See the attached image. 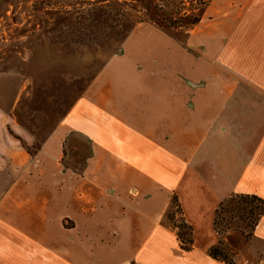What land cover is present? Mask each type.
I'll return each instance as SVG.
<instances>
[{"label": "crops", "instance_id": "0c3cea01", "mask_svg": "<svg viewBox=\"0 0 264 264\" xmlns=\"http://www.w3.org/2000/svg\"><path fill=\"white\" fill-rule=\"evenodd\" d=\"M206 26L183 40L139 34L128 39L39 149L45 163L40 169L47 165L52 171L64 145L72 159L84 160L85 175L109 181L120 174L125 189L155 191L160 176L172 178L169 191L180 198L193 248L177 255L175 231L154 226L163 213L154 209L156 199L149 216L140 212L125 220L120 239L128 262L174 264L187 258L195 264L213 239L221 200L234 194L264 200V0H249L226 32ZM1 122L0 264H89L93 255L79 250L81 234H94L97 218L108 220L90 214L104 184L88 180L82 190L76 181L63 198L49 182L34 178L26 168L32 159ZM68 221L72 226L65 229ZM253 238L264 244V215ZM208 258L205 264H225Z\"/></svg>", "mask_w": 264, "mask_h": 264}, {"label": "rangeland", "instance_id": "374dc122", "mask_svg": "<svg viewBox=\"0 0 264 264\" xmlns=\"http://www.w3.org/2000/svg\"><path fill=\"white\" fill-rule=\"evenodd\" d=\"M142 1L0 0L2 127L7 125L9 134L19 141L17 145L23 148L29 160L32 159L26 168L30 167L34 178L39 182H49L62 193L63 198L76 187V181L79 186H84L82 190L88 180L95 181L97 187L104 184L98 187L101 191L96 192L90 214L107 217L108 220L97 218L94 234H81L80 242L84 249L80 247L79 250L83 255L87 250L93 255L89 264H137L123 258L125 247L122 243L125 240L120 239V234L124 229L123 235H126L128 225L125 220L129 215L140 212L148 215L147 211L152 204L155 205L153 201L156 199L158 205L154 209L163 213L161 223L156 225L155 221L154 226L164 225L175 231L176 254L182 253L184 250L177 239V226L184 221L180 198L176 192L169 191L174 181L171 177L160 176L159 183L155 185L159 189L142 192L132 187L125 189V178L120 174L112 176L109 181L98 174L88 177L83 171L84 160L72 159V152L64 145L61 157L57 162L52 161L53 170L47 171L50 170L47 165L40 169L45 166L38 158L42 142L109 58L120 53L128 39L139 34L141 39L183 40L191 31L199 35L200 30L207 29L206 25L219 26L226 32L249 2L150 0L149 6H145ZM152 14H157L160 22H153ZM193 18L199 22L190 25L188 20ZM82 150L85 153L86 146ZM2 167L9 168V163L2 164ZM35 168L42 172L41 176H35ZM7 178L11 180L10 176ZM71 226L70 221L64 224L65 229ZM211 233L213 239L201 252V260L194 261L195 264L206 263L210 249L218 240L235 264H264V244L253 238L254 232L251 238L245 237L249 230L243 224L231 226L220 236L214 230ZM64 237L73 242L70 232L65 231ZM48 257V261L51 260V256ZM208 259L209 263L212 262L210 257ZM185 262H189L187 258Z\"/></svg>", "mask_w": 264, "mask_h": 264}, {"label": "trees", "instance_id": "16d2710c", "mask_svg": "<svg viewBox=\"0 0 264 264\" xmlns=\"http://www.w3.org/2000/svg\"><path fill=\"white\" fill-rule=\"evenodd\" d=\"M150 0H144L145 6H149ZM153 22H160L157 14L150 15ZM199 22V19H189L190 25H195ZM171 24V23H169ZM173 24H176L175 22ZM264 215V200L256 195L249 194H234L230 195L220 201L217 208L214 211L212 219V228L221 235L231 226L243 224L245 229L249 230V233L245 237L251 238L259 220ZM228 216V217H227ZM237 220V221H236ZM177 239L181 245V249L189 251L193 244V232L190 225L185 221H182L180 226H177ZM220 240L209 251V256L216 261H221L225 264H235L229 257L228 253L221 247Z\"/></svg>", "mask_w": 264, "mask_h": 264}]
</instances>
